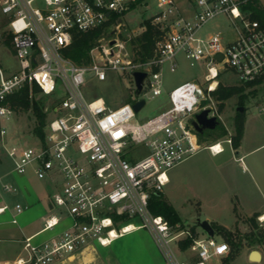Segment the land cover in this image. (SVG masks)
<instances>
[{"label": "built area", "instance_id": "built-area-1", "mask_svg": "<svg viewBox=\"0 0 264 264\" xmlns=\"http://www.w3.org/2000/svg\"><path fill=\"white\" fill-rule=\"evenodd\" d=\"M136 1L0 0V16L17 60L12 71L0 67V150L11 160L12 172L31 170L37 179L52 184L51 211L41 227L50 235L24 236L23 254L9 264H55L95 245L107 246L135 229L152 234L166 264H208L229 252L225 241L193 237L188 229L153 214L149 199L161 193L171 168L201 148L213 154L222 151L220 141L203 145L191 124L203 109L213 116L212 106L202 101L210 97L218 76L231 69L241 84L264 80V26L250 18L248 7L259 0H154L150 22L156 34L151 55L145 58L118 36L123 15ZM221 15L234 32L226 44L219 32L200 33ZM96 29L105 36H98L89 48L87 63L77 65L64 55L75 32ZM179 54L190 66L204 64L203 83L185 80L174 86L167 92L165 109L135 121L132 103L162 94V70L174 71ZM121 70L128 72L133 92L131 73H146L132 101L111 107L103 97L83 92L88 78L105 82L109 73ZM33 84L52 101L43 135L30 131L37 142L23 145L12 136L10 123L17 110L9 98L25 86L30 95ZM1 188L15 191L8 183ZM7 209L4 204L0 213ZM22 210L14 204L15 214ZM10 221L16 223L15 217ZM187 237L192 239L188 248L194 259L179 260L169 243Z\"/></svg>", "mask_w": 264, "mask_h": 264}, {"label": "rangeland", "instance_id": "rangeland-1", "mask_svg": "<svg viewBox=\"0 0 264 264\" xmlns=\"http://www.w3.org/2000/svg\"><path fill=\"white\" fill-rule=\"evenodd\" d=\"M154 2V0L143 1L123 15V24L119 27L118 36L122 39L124 38L126 43L139 36L145 30L147 22L151 24L150 15L155 10ZM256 6L264 8V0H259ZM180 10L183 15L188 14V10L185 8L180 7ZM214 32L220 33L224 44L234 38L233 29L227 17L223 15L206 23L200 33L210 34ZM101 35L105 36V34L100 33L99 36ZM5 39L8 40L9 44H6ZM176 59L178 66L174 71H169L167 68L162 70V94L152 98H145L144 105L135 113V121L143 122L165 109L168 104L167 92L174 86L185 80L203 83V75L206 72L204 64L190 66L180 54ZM16 66L17 60L10 46V36L6 32L5 19L0 16V67L4 71H12ZM88 77L86 75V78ZM88 79L83 86V92H88L92 96L103 97L111 107L133 100V84L126 70L109 73L105 82H97L92 77ZM218 85L225 87L241 86L242 89L221 101L212 95V91L216 90ZM214 90L210 92V97L205 96L202 103H209L212 106L211 111L213 116L217 118L218 125L212 130H205L201 133L200 141H202L203 145L220 141L222 142V151L214 157H210L208 149L206 147L201 148L197 153L172 168L177 173L178 180L175 182L170 181L162 190L167 191V189H170L171 194L169 197L184 226L183 228L190 231V228L194 227V237L207 235L197 223L205 220L204 217H209L231 229L230 231L234 232L233 236L236 235L235 238H237L251 229V224L247 220L250 216H247V214L252 206L249 201L245 200L244 196L247 193L249 196L253 193L254 198L258 200L257 204L264 203L260 197L256 196V187L261 189L260 184L251 177L249 169H242L243 163L250 166L253 161H258L261 169H264V145L260 146L261 143H264V80L252 86H242L235 73L231 69H227L218 76ZM33 97L34 100L40 102V111L45 114V122L46 117L49 115L46 109L51 103L52 97L43 96L40 92ZM238 107H242V111H238ZM240 114H243L248 119L249 125L242 147L233 149L232 141L225 143L224 140L227 138L231 140L235 133L234 122L237 115ZM11 122L12 136H16L17 141L23 145L36 144L37 139L28 135V132H33L34 127L39 122V118L31 106L27 109L16 111ZM256 146L258 147L249 153L245 159L241 158L239 160L238 157L243 154L245 149ZM11 168V160L3 150H0V203H6L9 208L18 203L25 211L27 209L25 206L28 202L24 194L28 193L31 196L43 197L50 190L52 191L50 183L44 186L45 182L37 179L30 170H27L24 174H17L12 172ZM1 183L10 184L11 187L15 188V191L8 192L3 190ZM245 190H247L246 194ZM34 210L30 211L31 218L38 217L40 213ZM259 216L256 217L255 222L258 223V228H261V226H264V220L259 221ZM2 218L5 217L3 216ZM31 218L29 221L32 220ZM140 230L146 231V229ZM213 238L226 241L224 236L216 232ZM226 242L228 243V241ZM145 243L146 241H141V249L147 252L148 248ZM169 244L175 252L176 258L183 260L176 251L175 242L172 241ZM20 249L21 245L14 242L9 246L7 254L2 257L12 258ZM252 250L262 251L264 250V245L251 246L243 238L240 247H230L228 257L226 256V259H228L227 264L264 263V260L258 262L247 259V254ZM85 253L83 257L73 256L55 264H104L103 256L97 245L94 248L87 249ZM187 253H189L187 258H192L191 260H193L194 255L190 252ZM223 261L224 259L213 257L208 264H222Z\"/></svg>", "mask_w": 264, "mask_h": 264}, {"label": "crops", "instance_id": "crops-1", "mask_svg": "<svg viewBox=\"0 0 264 264\" xmlns=\"http://www.w3.org/2000/svg\"><path fill=\"white\" fill-rule=\"evenodd\" d=\"M249 125L248 119L244 116V122H243V133L242 137L239 141V144L236 148L233 149H238L242 147L243 143L245 142L246 139V132H247V127ZM261 145H264V143H261ZM256 147L248 148L245 149L243 154L239 156V160L241 158H244L251 152H253ZM209 151V150H208ZM218 154V153H217ZM217 154H213L209 151V156L214 157ZM236 159V158H235ZM243 165V170H250L251 177L261 186V189L256 187V196L260 197L262 202H264V169H261L260 164L255 161L250 163L249 165H246L245 163ZM171 170V172H170ZM167 172V178L168 181L166 184L170 183V181H177L178 180V175L172 168ZM31 171V170H30ZM32 172V171H31ZM33 173V172H32ZM45 182L44 186L46 184H51L49 180H42ZM165 184V185H166ZM52 186V184H51ZM44 189V188H43ZM262 190V192H261ZM51 192V190H50ZM45 194L43 197H38V196H31L30 194H24L27 200V205L25 208H27L25 211L22 210L20 213L15 214L13 211V207L5 210L4 212L0 213V264H9L12 260H14L17 256L22 255L23 250H22V244H21V239L24 236H29L36 234V239L40 238H45L48 235H50V232H44L41 231V227L43 224L44 218L50 213V199H49V194ZM245 194L247 193V190L244 191ZM262 193V194H261ZM161 194L163 197L166 198V200L172 205L174 208L169 195L171 194L170 189H167V191H161ZM248 195V193L246 194ZM244 196L245 200L249 201L250 205V211L248 212L247 216H251L252 214L256 213L258 215H261L264 213V203H261L260 205L257 204L258 200L254 198L253 193L250 194V196ZM4 202L0 203V207L3 206ZM16 204V203H15ZM7 205V204H6ZM8 206V205H7ZM35 209L37 212L39 211L40 213L38 214V217H30L31 212ZM34 210V211H35ZM175 210V208H174ZM234 207V211H235ZM176 211V210H175ZM177 213V212H176ZM5 218H2V217ZM7 216V218H6ZM15 217L16 223H12L10 220L12 217ZM32 219L29 221V219ZM206 221L209 223H215L218 225H221L225 227L224 225L218 223L217 221H214L213 219L209 217H204ZM34 219V220H33ZM28 225V226H27ZM228 229L227 227H225ZM231 230V229H228ZM206 236V235H204ZM203 237V236H202ZM146 241V245L148 248L147 252H144L143 249H141V241ZM154 238L152 234L146 230H140V229H135L133 231H130L126 234H123L113 240L110 244L107 246H98V249L100 253L103 256V262L104 264H166V260L160 251L159 247L157 246L156 242L154 243ZM19 243L21 245V249L14 255L12 258H7V257H2L3 255L7 254V250L9 249V246L12 243ZM5 243V244H3ZM176 251L178 255L181 257L183 260H191L192 258H187L189 256L190 252L192 253L189 248L187 247L184 250H181L178 248L177 243H175ZM86 251L75 255L74 257H83ZM174 255L175 252L173 251ZM261 255V259L258 262H262L264 260V250L259 251ZM193 254V253H192ZM228 254V253H227ZM227 254L225 256H227ZM249 254V253H248ZM247 254V259L248 258ZM218 257L221 260L225 257ZM191 257V256H190ZM250 260V259H249Z\"/></svg>", "mask_w": 264, "mask_h": 264}, {"label": "trees", "instance_id": "trees-1", "mask_svg": "<svg viewBox=\"0 0 264 264\" xmlns=\"http://www.w3.org/2000/svg\"><path fill=\"white\" fill-rule=\"evenodd\" d=\"M145 0H137L135 4L132 5V7H135L139 3L143 2ZM249 9H251L250 18L257 19L262 26H264V8H258L256 4H249ZM100 30H92L88 32H75L70 44L64 49L63 53L64 55L72 60L75 64L80 65L88 62V50L89 48L95 43L96 38L100 34ZM156 34L155 28L147 22L145 30L141 32L139 36L134 37L131 40V44L133 47V50H135V54L138 55L140 58H145L151 55L152 52V46L154 42V36ZM6 44L8 43V40L5 39ZM261 82V80H256L254 82L250 83H244L242 86H252L254 84H257ZM242 88L240 87H225L218 85L216 90L212 91V95L215 96L218 100H224L228 98L231 94L234 92L240 91ZM39 92L38 86L35 84L32 85L31 90V96L29 95V91L27 86L23 87L18 93L10 96V105L17 111L22 109H27L29 106L32 107V110L34 113L38 116L39 122L34 127L33 132L37 134L38 136L43 135V124L45 119L44 112L42 113L40 111V102L34 100V95ZM243 122H244V115L240 114L237 115V118L234 122V131L235 133L231 137L232 141V147L236 148L239 144V141L242 137L243 133ZM212 132V131H210ZM200 133H198V137L200 139ZM149 210L156 215H161L170 225L178 224V227L181 229H184L182 222L180 221L176 211L172 207V205L166 200L165 197L161 193L152 195L149 199ZM258 214L254 213L250 217H248V221L251 224V229L246 232L245 234L241 235V237H236V235L233 236L234 232H231L230 230L226 229L225 227L210 223L211 227L213 228L214 233H218L228 241V246L230 245L231 248H238L241 245V241L243 238L246 239V242L249 245H264V226H261V228H258V223L256 221V217ZM190 232L192 236L195 235L194 227L190 228ZM243 236V237H242ZM192 242L191 237H187L185 239H181L177 241V246L179 249L184 250L186 249L190 243ZM229 247V251H230ZM229 254V252H228ZM227 254V255H228ZM228 257V256H227ZM224 261L222 264H227L228 259H226V256L223 258Z\"/></svg>", "mask_w": 264, "mask_h": 264}, {"label": "water", "instance_id": "water-1", "mask_svg": "<svg viewBox=\"0 0 264 264\" xmlns=\"http://www.w3.org/2000/svg\"><path fill=\"white\" fill-rule=\"evenodd\" d=\"M216 59L220 60L221 55H216ZM133 82H134V97H137L141 91L142 83L144 80V77L146 76V73L143 71H133L132 73ZM145 101L140 98L136 100L134 103H132L131 108L134 113H136L143 105ZM238 111H242V107H238ZM209 110L203 109L199 112H197L194 115V119L192 120L191 124L193 128L198 133H202L203 130H212L218 125V120L215 116H208ZM198 226L207 234V236L212 237L214 235L213 228L211 227L210 223L206 220L198 221ZM252 254L257 255V260L260 261L261 255L258 250H252L248 254V258L251 257Z\"/></svg>", "mask_w": 264, "mask_h": 264}, {"label": "bare ground", "instance_id": "bare-ground-1", "mask_svg": "<svg viewBox=\"0 0 264 264\" xmlns=\"http://www.w3.org/2000/svg\"><path fill=\"white\" fill-rule=\"evenodd\" d=\"M215 147L218 148V147H220V145H216ZM260 218L264 219V213H262V214L260 215ZM128 229H129V228H128ZM249 259H250V260H254V261H258V260H257V255H256V254H252L251 257H250Z\"/></svg>", "mask_w": 264, "mask_h": 264}, {"label": "flooded vegetation", "instance_id": "flooded-vegetation-1", "mask_svg": "<svg viewBox=\"0 0 264 264\" xmlns=\"http://www.w3.org/2000/svg\"><path fill=\"white\" fill-rule=\"evenodd\" d=\"M205 130L202 131V133L204 132Z\"/></svg>", "mask_w": 264, "mask_h": 264}]
</instances>
